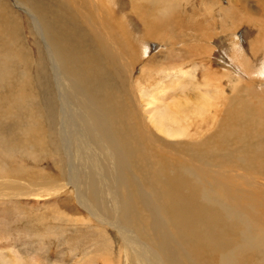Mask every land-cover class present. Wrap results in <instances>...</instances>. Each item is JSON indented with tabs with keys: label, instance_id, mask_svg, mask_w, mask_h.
Instances as JSON below:
<instances>
[{
	"label": "bare ground",
	"instance_id": "6f19581e",
	"mask_svg": "<svg viewBox=\"0 0 264 264\" xmlns=\"http://www.w3.org/2000/svg\"><path fill=\"white\" fill-rule=\"evenodd\" d=\"M45 1L36 3L32 0V3L45 13L43 17L49 18L52 13L48 7L51 5ZM97 1L65 0L69 5L65 11L76 19L67 22L87 29L85 38L91 35L89 45L83 40L68 60L61 51L64 43L52 41L58 51L56 73L63 66L65 72L58 75L57 86L63 126L57 128L56 133L61 149L66 150L72 144L67 160L74 169L94 164L99 169L93 168V174L98 170L102 174L101 181H94L90 172L83 177L68 170V184L76 191L77 203L85 208L91 219L109 226L120 236L127 264H264V100L258 97V93H264V27L258 31L261 43H250V50L245 55L243 64L248 73L244 81L233 95L226 97L228 103H234L240 93L242 128L239 131L209 112L212 105L217 106L209 102L214 93L210 78L215 74L202 57L214 56L213 41L217 34L210 23L214 17L212 4L202 16L192 12L188 17L189 21L195 19L194 31L198 27L195 33L183 32L185 44L197 47L198 41L194 38L200 36V43L209 51L194 54L187 51L186 57L199 59L189 72L171 75L147 90L130 81L135 62H148L153 66L158 59L165 61L159 64L157 73L164 67L176 66L167 64V58L159 54L147 56L148 50L147 54L143 53L147 61L138 55L131 41L132 35L128 39L129 21L123 16L126 12L120 14L113 8L114 2L123 3V0H104V13L97 7ZM134 1L130 0V13L147 37L155 35L158 43H164L167 37L171 38L169 32L173 27L180 30L179 37L182 29L175 28V24L183 22L177 12V5L182 0ZM251 1L264 9V0ZM218 3L222 10V2ZM216 4L217 1L213 2L214 6ZM20 5L23 7L24 3L21 1ZM152 5L155 11L150 9ZM245 6L246 0L229 1L225 11L230 14L229 27L222 28L221 32H229L234 38L240 9ZM232 7L236 8L231 10ZM148 12L157 16L156 22L151 20ZM32 13V22L38 26L35 17L40 13ZM256 16L263 15L257 12L248 23H255ZM14 23L12 9L0 3V29ZM201 24H208V27L200 28ZM167 45L172 46L169 42ZM187 47L185 49L189 50ZM172 51L182 53V48ZM228 52L236 54L235 47H230ZM108 62L115 77L103 79L100 76L102 66ZM197 70L202 72V80L195 84L193 79ZM146 76L150 78L152 73L148 72ZM113 81L114 92L124 99L108 94V83ZM99 85L104 86L100 98L98 89H102ZM190 86L197 87L201 93L194 92L188 97L186 93ZM87 95L96 100L88 101ZM44 112L43 109V115L39 112L36 118L43 117ZM198 120L201 121L197 123ZM192 131L208 137L202 142L180 140ZM236 136H240V151L236 153L235 163L231 164L233 159L225 153L223 145L235 146ZM161 137L173 141L168 143ZM47 141L46 135L35 133L34 150L47 154L43 149L49 150ZM108 165L113 169H106ZM203 165L209 169H202ZM56 170L63 178L66 170L61 167ZM230 173L237 174L240 192L226 176ZM11 174L15 176L12 179ZM36 179L42 178L31 169H0V200L54 196L63 193L67 184L51 182L52 187H42ZM236 199L245 201V205L237 207ZM30 261L11 260V264H32Z\"/></svg>",
	"mask_w": 264,
	"mask_h": 264
},
{
	"label": "rangeland",
	"instance_id": "374dc122",
	"mask_svg": "<svg viewBox=\"0 0 264 264\" xmlns=\"http://www.w3.org/2000/svg\"><path fill=\"white\" fill-rule=\"evenodd\" d=\"M21 1L24 3L23 7L20 5ZM35 1L39 3L42 0ZM187 1L189 0H182L181 4L177 5L178 15L183 21L182 24L180 21L175 24V28L182 29L179 37L177 33L180 30L173 27L172 32H169L171 38L167 37L166 41L161 44L158 43L155 35L150 38L147 37L143 32V28L139 26L141 24H137L135 17L132 18L129 6L130 0H123V3L122 1L113 3V8L115 7L114 10L117 13L126 12L123 16L127 17L129 21L127 23L130 34L128 39H131L132 35L131 41L134 43V48L138 50V55L143 56L144 59L143 53L146 52L147 54L148 50L147 56L159 54L162 58H167V62H169L167 64L176 66L164 67L161 73H157L155 70L160 67L159 64L165 61L158 59V63L154 61L153 66L148 62H135L131 74L132 78L129 76L130 81L148 90L155 87L157 83L159 85L163 80L178 73L189 72L193 63L195 61L199 62V59L193 60L194 58L191 56L186 57V52L192 51L191 54H194L195 52H201V50H209H206L200 43V36L194 38L195 42L198 41L196 43L197 47L194 44H185L187 40L183 38V32H193L195 27V19L189 21L188 17L192 16V12L202 16L204 10L212 4V15L214 17L210 20V23L216 29L217 34L213 41L215 45L214 56H211V58L207 55L202 57L203 60L209 62V68L215 74L210 78L213 84L212 92L214 93L209 102H213L217 106L212 105L209 112L210 115H218V120L223 119L227 124L237 127L240 131L242 128L240 125V102H238L240 101V93L234 103H228L226 97H230L236 92L235 90L240 87L245 75L248 73L243 62L245 55L250 50V43L258 41V44H260L262 41L259 39L258 31L264 27V9L251 0H246L245 8L240 9V22L235 25L237 33L232 38V34L221 32V30L224 27H229L230 14H225V11L229 6V1L233 0H193L189 1L190 3ZM216 1L217 4L214 6L213 2ZM218 1L223 4L222 10ZM132 2L135 1L132 0ZM0 3L12 9L15 20L13 25L8 24L0 29V169L34 170L42 178L36 179L35 182L42 187H52L51 182L63 181L65 184L67 183L64 192L54 196L36 197L38 199L0 200V264H11V260L19 259H25L28 263L30 259L32 264H91L89 261L94 264H109L110 262L106 258L115 264H127L122 254L120 236L114 233L109 226L91 219L85 208L77 203L76 191L68 184V170L71 173L73 170L85 177V173L90 172L93 174V168H99L94 164H88L74 169L67 160L72 144H69L66 150L61 149L58 141L59 136L56 133V129L63 126L60 119L61 110L59 107L61 105L57 91L60 79L58 75L65 74V72L63 66L56 73L58 51L55 50L52 41L58 40L64 43L61 51L69 60L73 57L76 47L83 40L88 45L91 43V35L86 39L87 29L85 27L71 26L67 22V20L76 19L74 15L65 11L69 6L65 0L45 1V3L51 5V7H48L49 13H52L49 18L42 16L45 13L40 12V7L32 3V0H0ZM96 4L104 13V0H98ZM185 8L188 9L189 13H186L188 11ZM235 8L232 7L231 10ZM54 9L58 11V14L55 11L52 12ZM150 9L155 11L153 5L150 6ZM32 12L40 13L39 17H35L39 21L38 26L32 22ZM127 12L130 17L127 16ZM257 12H260L263 16H256L257 21L249 24L248 20L253 18ZM149 15L152 21H157L155 14L149 13ZM242 15L247 18H243ZM55 17L59 19L57 20ZM63 21H65V24L62 23ZM204 26L207 28L208 24L202 25L200 28ZM197 29L198 27L195 28V31ZM189 39L191 40V38ZM44 41L47 43V48ZM168 42L172 46H168ZM185 46H188L189 50L185 49ZM232 46L235 47L237 55L228 52ZM181 48L182 53L172 51V49ZM196 48H199V50L195 51ZM170 56L171 59H169ZM148 72L152 73V77L148 78L146 76ZM100 76L103 79L108 76L115 77L109 62L102 66ZM194 79L195 84L198 83L197 81L202 80V72L197 70ZM114 82L108 83V94L113 98L124 99L114 92ZM99 86L102 89H98L100 98L101 93L104 92V86ZM196 88L190 86L186 95L192 97L194 92L201 93ZM238 91L240 92V90ZM260 96L264 100V93H258V97ZM87 98L88 101L96 100L91 95H87ZM243 105L245 106L244 103ZM43 109L45 110L44 116L36 118L39 112H42L43 115ZM260 119H258V122ZM200 121L198 120L197 123ZM38 132L43 133L48 138L46 146L49 150L42 147L47 154L42 155L34 150L35 133ZM207 137L200 132L193 133L192 131L190 135L180 140L202 142ZM161 138L168 143L173 141L167 137L166 139ZM156 139L159 138L156 137ZM235 139V146L223 145L225 153L233 159L231 164L235 163L236 153L240 151V136H236ZM190 145L191 141L189 142ZM24 153L27 155L23 156ZM246 160L245 165H247ZM57 167L66 170L63 178L56 170ZM105 168L113 169L112 165ZM202 169L209 168L203 165ZM14 173L16 174V172ZM71 173L69 174L70 178ZM101 175L98 170V173L93 174L91 179L101 181ZM235 175L237 174L230 173L226 176L232 180L240 192V180ZM50 176L51 178H49ZM13 177L15 176L11 174L10 179ZM210 195L212 196L213 192ZM235 204L237 207H242L245 205V201L240 202V199H236ZM148 246L154 249L150 244ZM97 258L102 260H97ZM250 258L251 260L254 259L252 256Z\"/></svg>",
	"mask_w": 264,
	"mask_h": 264
}]
</instances>
